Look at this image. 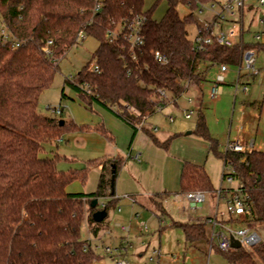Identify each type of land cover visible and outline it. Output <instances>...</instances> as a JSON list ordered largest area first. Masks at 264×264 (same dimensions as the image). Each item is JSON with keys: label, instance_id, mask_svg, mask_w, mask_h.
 <instances>
[{"label": "trees", "instance_id": "1", "mask_svg": "<svg viewBox=\"0 0 264 264\" xmlns=\"http://www.w3.org/2000/svg\"><path fill=\"white\" fill-rule=\"evenodd\" d=\"M144 1L104 0L102 10L94 12L93 0H0V20L20 42V47L15 48L0 39V264H93L100 258L92 249L84 251L87 241L82 239L81 229L86 223L92 235L101 232L102 222L93 220L98 205L92 208L91 204L105 195L112 196L106 173L112 166L116 177L123 160L91 162L93 167L102 166L98 190L93 194L68 193L67 187L73 182H85L87 169L59 171L60 157H46V147L61 139L66 128L76 132L91 129L73 122L61 126V119L45 116L38 109L41 95L52 87L60 60L76 44L80 31L94 38L99 46L87 65L72 80L66 79V84L88 105L99 103L135 132L141 118L130 113L126 106L142 116H151L162 104L159 91L178 98L206 81L208 66H239L245 50L264 52V46L258 44L243 48L212 44L202 52L194 51L189 38V26L195 24L193 13L182 18L177 6L181 2L195 11L199 4L212 0H167L168 10L161 21L153 20L151 12L143 11ZM139 15L147 19L140 47L132 48L122 36L113 43L109 41V29ZM49 41L53 45L49 47L50 53H46ZM156 53L168 63L160 64L155 59ZM93 61L98 72L90 69ZM65 96L63 91V99ZM93 131L109 136L102 126ZM194 132L217 153L218 142L211 138L202 113ZM152 140L161 145L153 136ZM226 161L234 167L239 190L252 209L251 220L256 229L264 227V152L255 149L247 153L227 152ZM193 192L217 191L203 166L185 162L180 193ZM117 202L113 199L106 203L107 213ZM175 226L182 229L190 244L209 242L206 224ZM221 253L231 264H264L262 241L249 249Z\"/></svg>", "mask_w": 264, "mask_h": 264}, {"label": "rangeland", "instance_id": "2", "mask_svg": "<svg viewBox=\"0 0 264 264\" xmlns=\"http://www.w3.org/2000/svg\"><path fill=\"white\" fill-rule=\"evenodd\" d=\"M224 2L225 0H215ZM213 1L206 3L207 6H210ZM246 10L244 16V24L246 29L245 40L251 41L253 34L261 30V25L259 24V20L261 16L264 15V7L256 8V4L253 1L246 2ZM249 7H253V10H248ZM168 10V1L167 0H145L143 5L144 12H151L152 18L155 21H161L165 16ZM177 10L179 15L183 18L191 13H193V17L195 20V24L189 26V38L191 40L196 36L198 23L197 20L205 21L210 20L212 15L208 13L199 14L198 9L192 10L188 5L179 2L177 6ZM93 44V46L97 45V41L94 38H88L85 42H83L79 47H73L69 50L66 57L63 58L60 63L59 70L55 76L53 87L49 90L45 91L39 101V112L45 116L56 117L61 120H74L78 125L88 127L91 129L89 132H76L69 131L67 128L64 130V136L61 138L63 141L59 144V147L56 148L54 144L53 149L57 150L61 155L67 156V158H74L79 162L85 164L87 169V179L85 182L75 181L74 185H79L82 187L85 192H94L97 190L98 178L99 174L97 169L90 167L88 161L86 159H82L80 155L76 153L75 148V138L78 135H89L93 132V129L100 126L98 122H102L101 117H99L94 108L91 109L84 99L80 97L79 94L75 93V100L69 101V98H65V102L67 104H73V112L71 109H66L64 116H55L51 110L48 109L47 106H58L59 103L57 101V94L61 93L62 84L64 78L67 74L71 73L74 77L86 64L87 61L91 60V53L87 45ZM84 64V65H83ZM207 68V66H203ZM239 66H229V70L227 72V81L225 85H223V94L217 99L213 100L208 95L210 90V82L216 78L217 72L219 70L218 66H208V82H206L203 86L204 95L197 100L192 93L185 92L180 97L176 98L172 95H168V100L173 101L177 99L178 106L174 104H169L162 111H157L155 114L148 116V120L151 122L149 124H154L155 126H159L161 128V132L169 129H174L175 132L180 133L181 137L184 139H191L196 143V150L198 151L197 158L202 156L201 165L205 168L208 176L210 177L212 186L215 191H219L222 189H238L240 182L237 178H233L231 182L227 179L223 180L224 173V155L226 153V144L228 140L236 142V140L240 141V144L243 145L244 142L247 144H251L254 142L255 150L262 148L264 150V72L260 73L253 80L252 78H247L248 75L245 70L242 71L243 75L241 79H239L240 90L236 91L235 86L237 82V71ZM249 83V84H248ZM244 85H247V90L243 91ZM70 89L69 87L65 88V91ZM53 90L55 91V95H53ZM56 97V98H55ZM194 99L193 103H189V99ZM64 102V103H65ZM95 105V104H93ZM62 106H66L62 104ZM202 108V113L205 116V120L208 126L209 134L213 140L218 142V150L217 153L211 151L206 152V155H203V151L205 148V143L207 141L197 134H195V129L198 121L197 111L199 108ZM195 111L194 115L191 119H184L185 111ZM169 116H173L175 122H169ZM83 123V124H81ZM152 125V126H154ZM248 128V133L245 132V129ZM188 132H192V134H188ZM154 133V132H153ZM88 137V136H87ZM91 139V136L88 137ZM244 140V142H242ZM89 149H92L91 142L89 141ZM63 143V144H62ZM208 144V143H207ZM171 144H169V148ZM80 148V147H79ZM158 148V147H157ZM164 149L165 150H169ZM156 149V148H155ZM157 151H159L157 149ZM196 151V152H197ZM158 153V154H157ZM163 153L161 151L153 153V164L152 168L147 174H151L154 176L151 182L155 181V177L159 175L162 171L163 166V157L160 155ZM165 154V153H163ZM102 163V162H100ZM141 165V164H138ZM65 172H70L74 169L70 164L65 165ZM227 170H231L227 168ZM227 173V171H226ZM151 177V176H150ZM149 177V178H150ZM148 180L145 182V185H148ZM72 183V184H73ZM160 184V183H159ZM158 182H155L154 185L150 186L153 190L159 189ZM157 186V187H156ZM149 188V186L145 187ZM135 189V187H134ZM150 189V188H149ZM217 204L216 194H206V202L200 206L202 210H199L200 214L206 215L209 214ZM180 205V208H179ZM188 201L183 200L182 197L178 196L168 203V215L166 216L167 222L171 220V218L176 219L177 213L181 210L182 206L188 207ZM122 207L123 213H118V207ZM119 203L112 205L108 210L107 218L101 223V232L99 233L100 241H98L99 249L96 251L97 255L100 257L99 260L95 261L93 264H117V260L115 258H110L105 255L104 248L105 247H113V244L116 243L115 236H119L120 230L115 227L116 222H123L126 217L132 212V219L135 214H139V221H143L147 224L149 230V234L139 235L140 239H143L145 243L153 238L152 242H156L157 246L159 245V241L162 243V252L168 255H164L168 259H172L173 254H180L181 248H178V245H181L183 240L178 237L181 235L179 230H168L166 231L161 239L158 234V225L159 220L155 215L156 210L152 213L151 210L145 209L139 205H137L134 209H129L127 204V198L123 197ZM97 210L101 208L100 203L96 207ZM162 209L161 205L158 207ZM220 208L224 210L223 201H221ZM160 210H157L159 213ZM90 214V212H89ZM131 216V215H130ZM136 223V221H134ZM124 224V223H123ZM129 225V224H128ZM238 228L243 227L242 225L237 226ZM142 229V228H141ZM258 233L261 237V241L264 242V227L258 228ZM110 232L111 235H107L106 233ZM180 233V234H179ZM81 235L83 240L89 239V229L87 224L84 223L81 229ZM151 236V237H150ZM94 237V235H93ZM92 237V238H93ZM196 246V243H194ZM158 250V248H157ZM131 259L127 258V260L131 264H140L136 261L134 256L130 255ZM202 261H197L195 264H230L228 260L224 257L221 252L216 250L209 251L208 249L201 253ZM185 264H193V259L189 256L186 260Z\"/></svg>", "mask_w": 264, "mask_h": 264}, {"label": "crops", "instance_id": "3", "mask_svg": "<svg viewBox=\"0 0 264 264\" xmlns=\"http://www.w3.org/2000/svg\"><path fill=\"white\" fill-rule=\"evenodd\" d=\"M214 2H220V1L214 0ZM88 38H91V37H87L83 42H85ZM80 45H74L73 47L76 48V47H79ZM87 46L89 49H91L90 53L92 54L91 55V59H92L93 54L95 53V51L97 50L99 46V43L97 42L96 46H93V44L91 43ZM62 60L63 59L60 60V63L62 62ZM89 61H87L86 64L85 65L83 64V65L86 66ZM60 63H59V66H60ZM84 66H82V68ZM70 76H73V75L69 73L65 76L63 84H62V88H61V93L57 94V101L59 105L58 106H50V105L47 106L49 110L53 108H58V107L63 108V113L61 115H56L53 112L55 116H64V114L66 113L65 112L66 109H71L72 113H74L73 104L72 103L67 104L64 100L65 98H69V101L75 100L74 96L76 92L66 84V79ZM242 76L243 75H241V77ZM241 77L239 79H241ZM247 78H252L253 80L255 79V77H247ZM208 81L210 80H208V73H206V81L201 83L199 87L193 86L187 92L194 94L195 98L199 100V98H201L204 95L203 86H205L204 84ZM212 81L210 83H212ZM226 81H227V73H226ZM66 87H69L70 89L67 88V90L65 91ZM244 87L247 88V85H244ZM244 87L242 89L243 91H244ZM235 90L239 91L240 86H238L237 89L235 86ZM63 91L66 95L64 99L62 97ZM53 95H55L54 90H53ZM190 100L191 102L189 103L194 102L193 98L189 99V101ZM62 104H65L66 106H62ZM172 104H174L175 106L179 105L177 99H176V102ZM88 106L91 109L94 108L96 114L99 117H101L102 122H98V125L100 124V126L104 128V130L108 133L109 136L105 137L104 135H102L100 132H97V131H93L89 135H78V137L75 138V145L77 147L75 148L76 153L80 155L82 159H86L90 167L97 169L98 174H99L98 185H99L100 176L102 174V166L93 167L91 166V162H94V161L103 162L106 159L114 160L117 158L123 160V164L120 167L115 177L114 193L111 191L112 196L105 195L104 197L99 198L98 203H107L110 200L116 199L118 201L117 204L119 203V206H120L121 198L125 197L127 198L128 208L131 209V211L137 205L145 209L151 210L152 213L156 210L155 215L157 216L159 220L157 231H158L160 239H161V236H163V234H165L166 231L168 230H179L181 235L178 237H180L183 240L182 244L178 245V248H181L180 254L178 255L173 254V257L175 258L168 259L167 257L164 256L168 254H165L164 252H162L161 240L159 241L158 243L159 245L157 246L156 242H152L153 238L149 240L147 243H145L143 239L139 238V235H146V233L149 234L150 229L148 228V231L144 232L141 229L140 223L137 222L139 220L131 221L132 219H130V217H132V214H131L132 212H130L128 217H126L123 222L115 223V227L118 230H120V234L117 237L116 235H114L116 238L115 239L116 243L113 244V247L115 249H120L126 241H129V243L131 244V247L127 249L125 252H122V257L123 258L125 257L127 259L131 257L130 255H132L134 256L136 261L140 264H145L147 262V258L149 257V255L154 250H157V248L161 255L159 259V264H185L189 256L193 259V264H195L197 261H202V258L200 255L205 250L208 249L209 254H210V251L216 250V248H212L210 245V228L208 226L207 228L209 230V242L199 241V242H196V246H194V243L193 244L188 243L182 229L180 227L175 226V224H178V223L179 224L204 223L205 219L215 215V212L217 209L222 211V209L220 208L221 201H223L224 208L226 204V197L224 195L225 198L222 199L220 202H217L216 207L209 214L203 215L199 213V210H202L201 208L197 206H193L185 198V194L180 193V177H181L184 163L190 162L192 164L202 166L201 165V163L203 162L202 156H199V158H197L198 151L195 148L196 147L195 141H192L191 139L182 138L180 133L175 132L173 128L161 132L160 131L161 128H158L159 126L157 127L154 124H149L151 122L148 120V118L144 125V128L140 130L136 129L137 132H135V129L132 126L127 124L125 121L119 118L115 113L103 107L99 103H96V102L90 103ZM196 111H197V115H199L200 113H202V108L200 107ZM170 117L171 116H169V118ZM63 121L65 123L73 122L77 126H81L75 122V119L74 120L72 119L63 120ZM151 127H157L158 131L154 133L152 131L147 132L149 128ZM245 132L248 133V128L245 129ZM188 134H192V132H188ZM87 136L88 137L91 136V139H89ZM152 136L156 138L161 145H156L152 140ZM62 141L63 139H59L56 142L48 145L46 147L45 156L49 158H53L55 155H58L60 157V162L58 163L57 168L61 172H65L66 164H70V167L72 166L74 168L72 170H75V171H82L86 169L85 164H83L82 162H79L78 160L74 158H67V156L61 155L57 150L53 149L54 144L56 145V148H58L59 144ZM89 141H92L91 146L93 147L90 150H88L89 143H90ZM236 141L240 143L239 140H236ZM166 142H168L167 147H165ZM242 142H244V140H242ZM207 143L204 142L205 148L204 150H202L203 155L204 154L206 155V152L209 151L210 143L208 141ZM169 144H171L170 146L171 148H169ZM243 145L245 146L251 145L252 147L251 150L255 149L253 141L251 142L250 145L247 144V142H244ZM168 148L169 150L164 151V149H168ZM157 149L165 153V154L160 153V155L163 157V166H162L161 173L155 177L154 182H151L154 176H152L151 174L150 175L147 174V172H149L152 168L153 153L159 152L157 151ZM258 150L264 152L262 148H259ZM138 164H141V165H138ZM113 169L114 168L112 166H109V169L106 173V179L109 181H111L113 177ZM147 179H149L148 183H150L151 185H154L155 182H158V184L160 183L158 185L159 189L153 190L150 184L145 185V182L147 181ZM98 185H97V190H98ZM147 186H149L150 189L145 188ZM110 188L112 189L111 185L109 189ZM96 191L85 192V190H83L81 186L74 185V183L67 187V192L70 194H93ZM178 196L182 197L183 200L188 201L189 205L188 207L182 206L181 210L175 216L176 219L171 218V220L167 222L166 216L168 215V211H169L168 203L169 201H171L172 199ZM160 205L162 209L158 208L160 207ZM118 208H121V211L119 212L117 209V212L123 213L122 207L120 206ZM179 208H180V205H179ZM157 210H160L159 213H157ZM161 218L165 220V223L163 224L161 223ZM134 221H136V223H134ZM230 224H233V220ZM239 225L240 224L235 222L233 224V227H237Z\"/></svg>", "mask_w": 264, "mask_h": 264}, {"label": "built area", "instance_id": "4", "mask_svg": "<svg viewBox=\"0 0 264 264\" xmlns=\"http://www.w3.org/2000/svg\"><path fill=\"white\" fill-rule=\"evenodd\" d=\"M94 1V12H100L103 8L104 0H93ZM253 1L256 4V8L264 7V0H225L224 2H213L210 6L206 4H199L198 12L199 14L208 13L212 15L210 20L200 21L197 20L198 28L196 36L192 40L193 49L197 52L204 51L206 46L217 44L227 48L240 47L243 48L246 45H260L264 46V15L261 16L259 24L261 25V30L253 34L251 41L245 40L246 29L244 24V16L246 8V2ZM253 7H249L248 10H253ZM146 17L144 15L135 16L132 19H128L115 25L113 30L109 29L107 33V38L111 43L115 41L118 36H122L125 41H127L132 48L140 47L143 44L142 37V27L146 22ZM87 38L84 31H80L77 35V40L75 45H80ZM0 39L2 43L8 44L12 43L15 48L20 47V42L12 35V33L6 27L4 21L0 20ZM53 45L52 41L47 43V48H45L46 53H50L49 47ZM155 59L162 65L167 64L168 61L160 53H156ZM264 67V52L257 51L254 48H249L245 50L241 56V62L237 71V83L236 89L239 86V78L243 70L246 71L248 77H256L263 72ZM218 72L216 78L211 83L209 90V96L213 100L219 99L223 94V85L226 83V73L229 70L228 65H218ZM90 69L95 72L99 71L98 66L95 62L90 65ZM72 80L73 77L67 78ZM84 89H88L87 86H83ZM244 87V91H246ZM168 93L165 91H159V98L162 101L161 106L158 107V112L175 101L168 100ZM191 102V100L189 101ZM164 103V104H163ZM126 109L133 115L141 118V123L137 125V129H143L147 121L146 116H142L136 109L130 106H126ZM56 115H61L63 113V108H53L50 109ZM195 111H185L183 116L184 119L189 120L194 115ZM171 123L174 122V118L171 116L169 118ZM149 131L157 132V127L149 128ZM251 145H242L238 141L228 140L226 144V153H247L251 150ZM225 153V154H226ZM230 168L231 170H227ZM227 171V173H226ZM225 180L229 182L235 178V170L232 163L229 161L224 162V173ZM223 179V180H224ZM240 186V184H239ZM226 197V204L224 210H216L215 215L204 220L203 224H206L210 228V245L212 248H216L223 253H233L237 248L233 247L234 241H239L241 244L240 248H252L261 242V237L255 227L252 219V209L248 204L247 200L241 195L238 189H220L216 192L217 202H220ZM185 198L193 205L200 207L206 202V194L202 192H193L185 194ZM99 205V203H98ZM101 208L98 211L105 210L106 203H100ZM121 211V208H118ZM108 216V215H107ZM139 214L133 216L134 220H139ZM233 220V224L237 222L243 227H233L230 224ZM140 226L144 232L148 231V226L143 221H140ZM161 223H165V220L161 218ZM110 235V232L106 233ZM89 239H87V244L84 246V251L89 249L95 252L99 249L98 241L101 238L94 236L89 232ZM93 237V238H92ZM131 247L129 241H126L120 249H115L112 247H105L104 253L110 258H115L117 264H130L129 261L122 257V252H125ZM160 252L154 250L145 264H159ZM175 258V257H174Z\"/></svg>", "mask_w": 264, "mask_h": 264}, {"label": "water", "instance_id": "5", "mask_svg": "<svg viewBox=\"0 0 264 264\" xmlns=\"http://www.w3.org/2000/svg\"><path fill=\"white\" fill-rule=\"evenodd\" d=\"M64 124L65 123H64L63 120L60 121V125L61 126H63ZM113 173H114V171H113ZM114 185H115V177L113 175V177L111 179V187H112V192L113 193L115 191ZM97 205H98V199L93 200L92 204H91V207L95 208ZM107 215H108V213H107L106 210L96 211V212L93 213V220L96 223H101L107 218ZM232 245H233L234 248H237V249H239L241 247V244L239 243V241H234Z\"/></svg>", "mask_w": 264, "mask_h": 264}]
</instances>
